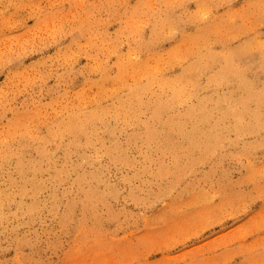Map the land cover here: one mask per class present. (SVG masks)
<instances>
[{
	"label": "rangeland",
	"instance_id": "obj_1",
	"mask_svg": "<svg viewBox=\"0 0 264 264\" xmlns=\"http://www.w3.org/2000/svg\"><path fill=\"white\" fill-rule=\"evenodd\" d=\"M252 27L264 0H0V264H264V141L180 118L245 86L205 47Z\"/></svg>",
	"mask_w": 264,
	"mask_h": 264
},
{
	"label": "bare ground",
	"instance_id": "obj_2",
	"mask_svg": "<svg viewBox=\"0 0 264 264\" xmlns=\"http://www.w3.org/2000/svg\"><path fill=\"white\" fill-rule=\"evenodd\" d=\"M246 8L250 9L249 7H246ZM194 14L196 13L194 12L188 13L187 19L189 20L193 19ZM225 16L226 17H223L221 15H211L212 19L209 22L210 29L215 30L213 27L221 24L222 21L226 19H231V17L233 16L237 17L234 14H228ZM235 20L236 18H234V21ZM252 21L253 20L249 22H252ZM241 23H244V22L242 21ZM252 28L253 30L251 34L246 33L245 38H242V36H240V41L233 46H230L229 43L227 44L222 43L221 41L226 42V39L229 38V37H223L219 41V43L221 42L220 44L216 43L217 46L215 45L212 47L210 46V44H208L205 47L206 55L209 52H212L215 55L223 54L222 57H224L225 59L235 57L239 61L243 59L245 64L247 63V61H252L256 64L258 68L256 71H252L250 67L247 68L245 66H238V67L231 66L230 67L231 71H228V72L225 71V72H221L219 74L214 75L216 77L213 76L218 81L220 80L225 81V80H228L229 78H236L239 76L241 83H243L245 86H241V88H240V85H238L239 88H236L237 84L236 85L234 84L232 86L233 90L236 92V97H233L231 89H228V91L224 92L220 96L216 95L215 94L216 90L217 91L225 90L226 88L224 87L226 86H223L220 89L217 85L210 84L207 86V89L204 87V89L200 90L201 95L198 94L195 96V99L190 100L188 102H182L180 105V107H184L185 105H188L190 107L186 110V115L180 118L183 121L196 123L194 125L195 131L209 138L206 141L201 140L200 142L199 141H196V142L204 145V148L208 149L209 151H213L218 146V142H219L218 139H220V143L226 146L241 145L245 154H248L252 150L251 149L252 147H254L255 145L257 147L258 146L257 144H260L264 141V35L258 33L256 27H252ZM203 30L204 29L201 30V33L203 32ZM186 38H189V37H186ZM212 39L215 40L216 38L213 35H211L210 40ZM133 63H135L140 68H142L143 66V63L141 61L127 59L125 62L119 63L117 72L127 73L130 69L132 70L134 68L135 65H133ZM250 75H253V77H256V82L253 84H251L249 80ZM121 76L122 75H118L117 78ZM180 79H181V75L173 79H166L162 82L164 83L177 82ZM162 82L161 84H163ZM213 88L214 90L215 89L216 90L213 92H210V90L212 91ZM80 93H83V92H80ZM135 94L136 93L133 90L130 92V96H131L130 102H133V100H135ZM202 98L209 99L210 103L202 102ZM190 102L192 103L190 104ZM128 104L129 102L125 103V105L123 106H126ZM174 105L177 108L179 106L176 103ZM157 106L159 107L160 105L157 104ZM191 108H193V114L197 116L198 119L197 118L191 119V114H190ZM212 113L214 114V116H211ZM216 114L218 115L216 116ZM230 131H233L238 136V139L234 138L235 139L234 141L225 140L226 136L230 137L229 136ZM250 135L255 137L256 144H251L253 142L247 143V141L244 140ZM221 138H222V142H221ZM118 201H121V200L118 199Z\"/></svg>",
	"mask_w": 264,
	"mask_h": 264
}]
</instances>
